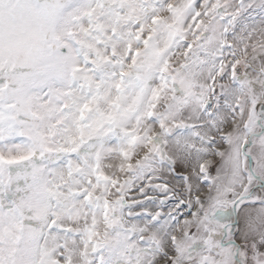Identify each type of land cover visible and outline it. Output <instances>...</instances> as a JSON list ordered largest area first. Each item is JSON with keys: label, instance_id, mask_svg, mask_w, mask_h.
Returning <instances> with one entry per match:
<instances>
[{"label": "snow or ice", "instance_id": "snow-or-ice-1", "mask_svg": "<svg viewBox=\"0 0 264 264\" xmlns=\"http://www.w3.org/2000/svg\"><path fill=\"white\" fill-rule=\"evenodd\" d=\"M0 264H264V0H0Z\"/></svg>", "mask_w": 264, "mask_h": 264}]
</instances>
